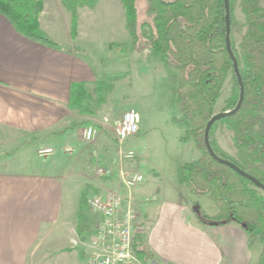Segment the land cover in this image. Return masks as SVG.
<instances>
[{
    "label": "crops",
    "instance_id": "0c3cea01",
    "mask_svg": "<svg viewBox=\"0 0 264 264\" xmlns=\"http://www.w3.org/2000/svg\"><path fill=\"white\" fill-rule=\"evenodd\" d=\"M40 25L59 47L26 37L0 13V148L6 151L0 162V264H52L53 258L59 260L49 253L54 249L71 253L69 264H88L86 251L72 245L74 236L70 244L54 248L60 238L53 233L61 220L77 232L81 182L87 176L84 162L74 155L81 145L72 139L81 125H71L92 116L70 109L71 84L85 81L93 87L109 72H102L100 61L83 55L72 39L70 14L61 0H43ZM96 140L110 141L100 130ZM44 146L57 152L39 157L37 150ZM72 157L77 163L71 167ZM150 185L138 196L154 264H252L242 226L205 224L191 201L166 198L160 189L158 199L146 203Z\"/></svg>",
    "mask_w": 264,
    "mask_h": 264
},
{
    "label": "trees",
    "instance_id": "16d2710c",
    "mask_svg": "<svg viewBox=\"0 0 264 264\" xmlns=\"http://www.w3.org/2000/svg\"><path fill=\"white\" fill-rule=\"evenodd\" d=\"M98 0H61L70 14L71 36L78 35L80 9L94 7ZM125 9V27L129 42H111L109 47L141 52L149 49L168 68V80L174 103L180 105V116L173 121L185 130L182 141L193 139L201 155L197 160L179 165L178 179L194 195L209 194L216 212L200 211L194 202L199 221L211 225L238 224L248 234L249 245L261 244L258 264H264V190L239 171L215 159L205 143V129L215 114L223 85L233 72L235 87L223 111L234 109L241 87L226 44L225 0H146L139 16V0H121ZM239 2L245 17V30L236 47L231 34L232 50L237 58L244 100L234 114L214 122L209 130L212 151L231 160L243 171L264 183V0H230L231 29ZM43 0H0V13L21 34L39 42L59 47L40 25ZM232 33V30H231ZM119 48V49H120ZM120 58H127L126 55ZM128 72L103 73L94 82L71 84L69 107L80 115L95 116L107 103L118 80ZM84 122H73L78 127ZM224 123L233 131L237 156L225 151L215 140L214 131ZM88 188L82 190L76 229L83 238L90 236L91 216L87 213ZM87 232V236L85 233ZM134 251L145 262L156 261L144 233L134 234Z\"/></svg>",
    "mask_w": 264,
    "mask_h": 264
},
{
    "label": "rangeland",
    "instance_id": "374dc122",
    "mask_svg": "<svg viewBox=\"0 0 264 264\" xmlns=\"http://www.w3.org/2000/svg\"><path fill=\"white\" fill-rule=\"evenodd\" d=\"M145 5L146 0H139L140 17L144 15ZM234 15L236 21L232 26L231 34L236 47L239 48L245 30V17L238 1L234 7ZM63 20L62 18L59 19L61 23H63ZM73 40L79 45L83 55L100 61L102 72L126 71L129 73V75L117 81L107 103L101 107L97 115L92 116L95 121L83 119L84 123L73 133V143L81 145L80 148H75L77 152L74 155L79 154L80 159L84 162L87 176H84L85 179L81 183H84V189L88 188V195L99 193L103 186L115 188L117 180L113 179L109 182L103 177L96 178L94 176L93 152L96 146L82 142L80 135L83 127L91 122L97 125L98 130H100L102 128L100 121L104 120L105 117H108L110 119L109 123L113 124L121 118L125 111L134 110L139 112L141 116L140 131L137 136L127 140L125 147L134 149L138 156L129 161L128 166L139 168L145 175L144 183L135 192L140 194L146 184L151 183L152 185H150L147 194H155L160 189L161 196L176 201L186 199V201H191L192 205L197 201L200 211L213 215L216 208L209 194L194 195L178 179L179 165L197 160L201 152L197 149L192 138L188 141L181 140L185 130L173 121L174 117L180 116L181 111L180 105L174 103L173 92L170 89V82L167 77L168 68L158 62L149 49H143L140 53L135 51L124 53L125 48L119 47V49L116 47L111 49L109 47L111 42H129L130 40V33L125 27V9L122 1L98 0L94 7H82L80 9L78 35ZM123 55H126L127 58H120ZM234 87V75L233 72H230L223 85L221 96L216 103L215 113L226 108L227 100L232 95ZM105 135L113 140L110 129H106ZM213 136L225 151L235 157L237 156L233 142V131L224 123L217 125ZM99 144L103 153L102 163L106 166H114L115 154L113 149L102 143V141H99ZM1 149L0 162L6 157V151H1ZM78 149L81 153L78 152ZM71 160L72 167L77 161L75 157H72ZM85 208L92 218L90 227L92 231H95L97 215L90 210L88 205ZM143 213L142 211L141 214L139 212L136 233H144L148 228ZM76 233L70 225L63 224L61 220L53 233V238H60V242L54 248L66 243L70 244L71 236L75 237ZM85 236H87V232ZM77 247L80 248L81 246ZM251 248L254 254L252 264H258L261 244L254 242ZM49 253L52 256L58 255L61 261L59 262L55 256L57 259L54 260L53 258L52 264H63L62 262L69 264L73 260V256L67 251L59 253L54 249Z\"/></svg>",
    "mask_w": 264,
    "mask_h": 264
},
{
    "label": "built area",
    "instance_id": "2783aa9c",
    "mask_svg": "<svg viewBox=\"0 0 264 264\" xmlns=\"http://www.w3.org/2000/svg\"><path fill=\"white\" fill-rule=\"evenodd\" d=\"M95 121L94 117H89ZM105 132L110 129L113 140L108 146L114 151V166H106L102 163L103 153L97 136V125L89 123L83 131V142L95 145L94 176L108 180H117L115 188L102 187L99 193L89 194L87 205L97 215L95 231L86 238L77 235L71 240L73 246H81L86 251L88 264H153L139 258L134 251V234L139 217L140 199L135 190L145 181V175L139 168L128 166L129 161L135 159L138 154L132 148L125 147L128 139L137 136L140 131L141 116L134 110H127L119 120L110 124V119L105 117L100 121ZM63 149L72 152L70 146ZM51 146L38 149L39 157L46 158L56 153ZM158 199L157 194L143 198L144 202H152Z\"/></svg>",
    "mask_w": 264,
    "mask_h": 264
},
{
    "label": "water",
    "instance_id": "95a60500",
    "mask_svg": "<svg viewBox=\"0 0 264 264\" xmlns=\"http://www.w3.org/2000/svg\"><path fill=\"white\" fill-rule=\"evenodd\" d=\"M225 6H226V31H227L226 44H227V50H228V52L230 54L231 59L234 62V70H235V74H236V76L238 78V82L240 83L241 95H240L239 102H238L237 106L234 109L217 112L211 117V119L208 121V123L206 125V129H205V143L207 145V148L212 152V154H213L215 159H217L220 162H222V163L232 167L233 169L239 171L241 174H243L244 176H246L247 178H249L250 180H252L256 184H258L264 190V183L259 181L255 176L243 171L238 165H236L231 160L224 159V158H221V157L217 156L211 149V144H210V139H209V130H210L212 124L214 122H216L218 119H220V118H222V117H224L226 115L234 114L237 111H239L240 108L242 107V103H243V100H244V86H243V83H242V77H241V73H240V69H239L237 58H236V56H235V54H234V52L232 50V44H231V30L232 29H231L230 0H225ZM153 264H154V262H153Z\"/></svg>",
    "mask_w": 264,
    "mask_h": 264
}]
</instances>
